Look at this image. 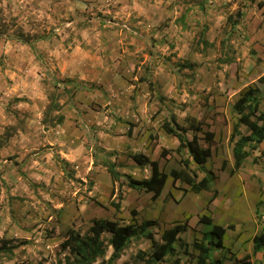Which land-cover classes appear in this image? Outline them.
<instances>
[{
    "label": "rangeland",
    "instance_id": "obj_1",
    "mask_svg": "<svg viewBox=\"0 0 264 264\" xmlns=\"http://www.w3.org/2000/svg\"><path fill=\"white\" fill-rule=\"evenodd\" d=\"M263 76L264 0H0V264H65L68 233L84 236L97 219L155 221L158 243L187 223V248L178 242L152 263L153 241L139 234L114 264H196L193 245L211 230L202 217L227 229L218 264H264V249L254 252L264 237V142L234 170L235 143L249 132L239 124L232 138L233 106L250 87L264 97ZM53 98L59 108L45 125ZM188 117L211 151L202 167L162 129L189 128ZM134 154L169 175L157 200L128 187L151 175ZM186 159L197 182L213 177L209 191L173 181ZM101 239L106 254L94 264L113 253L111 234Z\"/></svg>",
    "mask_w": 264,
    "mask_h": 264
},
{
    "label": "trees",
    "instance_id": "obj_2",
    "mask_svg": "<svg viewBox=\"0 0 264 264\" xmlns=\"http://www.w3.org/2000/svg\"><path fill=\"white\" fill-rule=\"evenodd\" d=\"M238 17H241V13H238ZM237 24L238 21L233 22ZM260 82L264 86V76L260 78ZM60 84L61 82H56ZM264 103V97L260 96V90L256 87L248 88L240 98L235 102L233 109L239 115L238 124L234 126L233 136L239 135V124L244 125L249 134L241 136L235 143L233 149L234 157V170H239L246 158L249 156V151L257 150L258 146L264 142V110H261V106ZM58 105L55 103L54 98L50 99V104L46 111V116L43 120V124L47 125L49 121L48 114L58 110ZM64 116L60 115L54 120L55 125L63 123ZM189 128L180 126L177 123L165 122L162 125V129L167 135L175 136L178 140L179 146L177 152L182 154L187 151L192 161L198 166H204L209 157L211 151L201 147L199 143L198 133L202 132V124L194 117H188ZM133 124L130 125L129 135L132 133ZM193 131V137L191 140L187 138L189 131ZM214 133L206 132L205 139L207 142L212 141ZM169 154L167 150L162 151V156L166 157ZM132 159L141 167L151 166V175L147 179L137 180L134 178H128L127 185L129 188L139 191L152 193V199L157 200L167 183L169 175L160 169L158 161H153L144 154H134ZM184 166L181 170H172L170 176L174 182L182 181L191 186V189L195 193L201 191H209L213 182L211 175H206L199 182L195 180L187 170L190 167V159L182 160ZM108 172L110 173L114 181H119L121 178L120 173L116 170L114 165L108 163ZM201 222L211 226V230L204 233L200 241H195L193 247L197 252L196 264H218L215 260L214 253L217 248H223L224 237L227 233V229L216 225L210 217H202ZM155 225V221L148 220L142 223L140 227L136 225L120 226L117 222L97 219L93 222V225L89 229V232L82 236L75 231H70L62 247L70 251V256L66 257L65 264H94L101 257L106 254V248L101 236L103 233L108 232L111 234L110 246L113 248V253L108 260V264H114L115 261L121 258L124 250L129 246L134 236L142 234L148 240H154V233L150 230V227ZM187 229V223H176L172 228L166 229L161 236V242L153 241V251L151 254L152 263L161 262L166 257L173 255L176 252V243L179 242V246L186 247L187 243L180 239V235ZM264 237H256L254 252L259 253L264 249ZM249 258V257H247ZM176 264H189L188 262H181L176 260ZM233 264H252L248 259L243 261L234 262Z\"/></svg>",
    "mask_w": 264,
    "mask_h": 264
}]
</instances>
